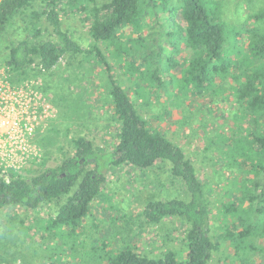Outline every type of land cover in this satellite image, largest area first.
<instances>
[{
  "label": "rangeland",
  "instance_id": "obj_1",
  "mask_svg": "<svg viewBox=\"0 0 264 264\" xmlns=\"http://www.w3.org/2000/svg\"><path fill=\"white\" fill-rule=\"evenodd\" d=\"M62 1L64 5L58 11L63 31L83 49L95 44L137 112L182 146L194 162L204 184L209 213L214 219L212 233L218 243L207 264H264V234L259 224L236 244L216 238V233L222 231L223 217L229 222L232 216L229 212L227 216L222 214V210L226 213L224 207L221 209L222 204L234 201L236 206L239 203L238 209L243 207L245 203L239 202L242 185L244 181L248 185L251 177L242 171L246 168L240 165L243 157L238 149L234 150L236 143L248 132L264 131V114L250 106L254 94L245 89L248 83L257 82L254 74L260 73L250 70L260 72L264 59L248 57L246 60L249 54L244 41L249 36L248 31L264 29V23L250 18L264 8V1L215 0L221 4L227 23L242 29L224 46V52L230 53L234 44L241 49L245 60L237 61L234 70L218 75L213 84L202 90L180 85L156 89L143 74L142 56L137 48L118 39L94 42L89 33L94 19L91 12L85 16L83 10L71 9L68 0ZM100 3L102 1H98L97 6L101 7ZM176 3L174 0L171 4ZM172 5L164 9L156 7L157 14L146 19L140 34L158 38L162 31L159 23L164 24L167 31H176L175 38L165 39L161 35L160 44L165 58L169 56L184 66L194 53L181 38L184 23ZM43 9L42 2L33 3L17 13L0 35V70L19 94V104L29 110L34 108L37 115L33 133L27 135L15 156L4 158L8 172L27 178L71 156L77 137L87 138L96 149L110 151L118 132L109 93L108 69L94 55L67 54L50 71L41 70L36 55L21 70L8 65L11 48L22 40L30 45L58 41ZM129 30L124 29L136 34ZM234 56L231 53V57ZM243 70L247 73H241ZM176 72L180 75L178 70ZM103 174L105 179L99 195L74 229L49 224L63 199L35 210L21 205L2 207L0 264H107V257L122 248L150 258L168 249L181 254L187 229L182 218L168 217L149 223L142 216L146 203L151 200L186 198L181 180L170 173V163L157 161L145 169L121 163L105 168ZM247 221L248 218H239L237 225Z\"/></svg>",
  "mask_w": 264,
  "mask_h": 264
},
{
  "label": "trees",
  "instance_id": "obj_2",
  "mask_svg": "<svg viewBox=\"0 0 264 264\" xmlns=\"http://www.w3.org/2000/svg\"><path fill=\"white\" fill-rule=\"evenodd\" d=\"M102 1L101 7L97 2ZM68 0L74 11L83 10L85 16L91 12L94 19L89 33L94 42L118 39L132 44L141 54L142 71L145 78L154 83L156 89L176 86L202 90L207 88L218 75L234 70L237 61L248 57L264 59V29L248 31L244 39L246 53L243 59L241 49L234 44L231 52H224V46L234 40L242 29L232 26L224 19L221 4L215 0ZM264 1V0H263ZM44 4L43 13L58 41L46 40L37 45H30L26 40L18 42L10 50L8 65L21 70L38 58L42 71H50L67 54L94 55L98 62L108 69L109 93L113 106L114 120L118 121L117 138L110 151L96 149L85 137L73 141V154L66 157L59 165L47 168L27 178L14 172L2 173L0 170V209L5 206L21 205L28 209L41 208L48 202L63 199L56 214L49 224L55 227L74 229L86 217L92 200L100 193L105 179L103 170L111 165L128 163L140 169L152 166L157 161L170 163V173L181 180L186 189V198L167 201L151 200L146 203L142 216L149 223H158L165 218L180 217L187 225L183 237V252L172 250L155 258H150L129 248L112 252L107 264H207L218 243L212 233V217L206 199L204 184L197 173L194 162L179 144L151 126L136 110L114 74L101 51L93 44L83 49L62 29L59 8L62 0H0V35L12 18L28 9L33 3ZM93 8H90L92 7ZM172 5L178 10L184 23L181 38L193 50V57L182 66L173 58L164 55L160 44L165 39L175 38L176 31L165 29L159 23L161 33L158 38L140 34L146 19L157 14L156 7L163 9ZM169 10V9H168ZM101 12V13H100ZM257 22L264 23V8L250 16ZM124 29L136 31V34ZM129 30V31H130ZM122 31H124L122 33ZM129 33V34H128ZM135 33V32H134ZM231 53L235 54L233 58ZM238 54V56H237ZM260 72L250 70L257 82L246 85L248 93H253L250 106L262 110L264 114V67ZM176 70L180 72L177 74ZM241 73H247L243 70ZM220 77V76H219ZM236 143V151L243 157L240 165L251 175L242 185L240 203L245 208L236 206L234 201L222 204L230 221L223 217V228L216 233L220 241L235 243L245 239L259 224L264 234V131L248 132ZM235 147V146H234ZM88 166H92L88 168ZM243 208V209H242ZM248 216V217H246ZM251 216L254 218L251 220ZM238 217V218H237ZM248 218L247 223L237 225L239 218Z\"/></svg>",
  "mask_w": 264,
  "mask_h": 264
},
{
  "label": "built area",
  "instance_id": "obj_3",
  "mask_svg": "<svg viewBox=\"0 0 264 264\" xmlns=\"http://www.w3.org/2000/svg\"><path fill=\"white\" fill-rule=\"evenodd\" d=\"M23 101V100H21ZM19 94L10 86L0 70V170L8 172L4 158L15 156L27 135L35 130L37 115L34 108L21 106ZM16 149V150H15Z\"/></svg>",
  "mask_w": 264,
  "mask_h": 264
}]
</instances>
